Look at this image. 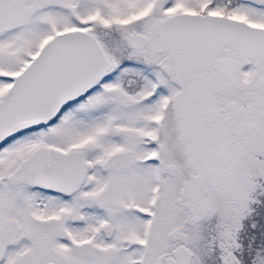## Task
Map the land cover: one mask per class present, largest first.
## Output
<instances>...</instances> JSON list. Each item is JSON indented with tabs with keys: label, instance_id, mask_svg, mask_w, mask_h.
Masks as SVG:
<instances>
[{
	"label": "snow or ice",
	"instance_id": "1",
	"mask_svg": "<svg viewBox=\"0 0 264 264\" xmlns=\"http://www.w3.org/2000/svg\"><path fill=\"white\" fill-rule=\"evenodd\" d=\"M0 264H264V0H0Z\"/></svg>",
	"mask_w": 264,
	"mask_h": 264
}]
</instances>
